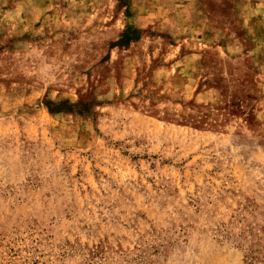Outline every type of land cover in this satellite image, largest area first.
Segmentation results:
<instances>
[{"label": "rangeland", "instance_id": "1", "mask_svg": "<svg viewBox=\"0 0 264 264\" xmlns=\"http://www.w3.org/2000/svg\"><path fill=\"white\" fill-rule=\"evenodd\" d=\"M169 2L0 0V264H264V0Z\"/></svg>", "mask_w": 264, "mask_h": 264}, {"label": "crops", "instance_id": "2", "mask_svg": "<svg viewBox=\"0 0 264 264\" xmlns=\"http://www.w3.org/2000/svg\"><path fill=\"white\" fill-rule=\"evenodd\" d=\"M169 1H171V2L173 1L174 6L177 7V8H178V7H179V8H180V7L185 8V7L189 6V3H186L185 5H182V4L179 5V4H177L176 2H177L178 0H169ZM171 2H169V3H171ZM183 2H184V0H183ZM192 2H193V1H192Z\"/></svg>", "mask_w": 264, "mask_h": 264}]
</instances>
